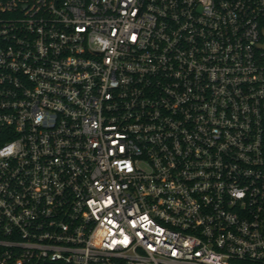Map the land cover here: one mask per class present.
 Returning <instances> with one entry per match:
<instances>
[{
  "label": "built area",
  "instance_id": "built-area-1",
  "mask_svg": "<svg viewBox=\"0 0 264 264\" xmlns=\"http://www.w3.org/2000/svg\"><path fill=\"white\" fill-rule=\"evenodd\" d=\"M264 264V0H0V264Z\"/></svg>",
  "mask_w": 264,
  "mask_h": 264
},
{
  "label": "trees",
  "instance_id": "trees-1",
  "mask_svg": "<svg viewBox=\"0 0 264 264\" xmlns=\"http://www.w3.org/2000/svg\"><path fill=\"white\" fill-rule=\"evenodd\" d=\"M236 264H263L260 262H254V261H238Z\"/></svg>",
  "mask_w": 264,
  "mask_h": 264
}]
</instances>
